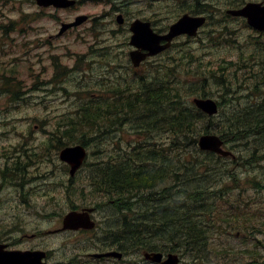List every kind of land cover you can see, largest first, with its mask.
I'll return each mask as SVG.
<instances>
[{"label":"rangeland","instance_id":"1","mask_svg":"<svg viewBox=\"0 0 264 264\" xmlns=\"http://www.w3.org/2000/svg\"><path fill=\"white\" fill-rule=\"evenodd\" d=\"M236 2L240 0H201L202 5L212 3L218 7H233ZM115 4L126 5L124 9L130 13V19L137 15L148 16L155 22V27L159 28H166L185 11L197 8V5H191L189 2L181 3L179 0H84L78 8H45V10L41 9L35 0H3L0 2V87L6 83L3 74L6 73V76L20 80L23 91V97L19 100H13L12 95H4V93L1 95L0 93V238H3L4 242L15 245L36 242L47 244L49 248L59 249L65 243V236H57L53 239L41 236L33 239L25 235H31L36 229L54 228L51 225L52 220L57 219L52 218L54 216L45 217L37 211H31L27 205L33 203L39 208L47 205L43 198L45 195L60 197L63 195H101L97 193L88 179L93 168L89 163L99 158L101 153H94L96 150L103 146H111L106 145L110 143V139H105L103 135L95 139L86 138L90 146L88 165L72 179L69 169L56 153L55 140L52 138L53 133L57 131L58 134L65 132L64 129L68 127L65 122L70 114L83 100H87L84 94L85 89L98 86L101 89L100 94L107 96L112 94L115 84L121 83L127 86L136 80L142 85L143 74L160 75L164 71L157 72L158 64L169 63L172 66L177 61L176 59L181 57L182 60L178 62L177 67L180 73L184 74L182 80L185 83L190 84L193 79L202 83L201 75L208 71L211 72L212 76L205 85L210 93L209 96L221 101L220 112L214 117L202 119L199 126L202 132L204 128L209 127L211 131L218 134L223 132L228 122L227 115L232 120H236L237 112L228 113L232 109V96L225 93V90L216 83L213 75L221 77L222 73H228L234 88L239 90L237 99L241 104L250 98L245 94H253L254 100L259 89L263 92V74L256 73L252 69H234L228 64V60H235L238 64H248L249 60H243L242 55L250 54L257 47V42H255L257 33L248 28L243 20L228 19L223 22V25L227 24L233 31V33L226 32L225 37L228 41H218L216 34L211 35L210 29L214 27V24H209L204 27L205 31L200 37L178 38L176 45L170 51L157 56L156 61L150 59L145 70L136 72L125 66L130 63V59L127 53H124L122 41L126 39V35L129 37L128 31L120 29L118 34L113 31L119 28L116 21ZM77 13L93 15L96 17V25L92 22L85 23L80 29L70 30L58 36L61 22L73 19ZM216 16L222 17L220 12H216ZM86 28L93 29V34L87 32ZM96 31L101 35L99 38L103 37V42L113 45L107 57L90 56L87 43L94 39L92 36ZM117 35H122V38H118ZM41 43H45V47H40ZM117 50L118 53L113 52ZM250 61L254 60L250 59ZM200 62L203 63L202 66L199 65ZM58 64L62 65L58 66ZM225 65L229 68L223 71L221 66ZM63 66L67 68L66 74L60 71ZM154 75L151 74L150 77ZM235 75L242 81L240 88L236 83ZM104 89L106 91L102 92ZM235 104L237 105V101ZM244 118L246 117L240 119ZM251 119L258 122L260 118L251 117ZM117 130L118 133L122 132L120 139L124 140L122 146L126 148L123 151L129 148L127 140L137 143L135 140L141 138V135H137L134 131L130 132L131 129L117 128ZM112 134L113 132H110L106 136ZM91 135V132L88 133V136ZM114 139L118 145L117 137ZM259 142L264 146V139ZM246 143H249L246 139L230 140L228 147L236 152L239 162H221L215 166L214 174L222 176L224 190L230 192L229 195L234 194L237 199H240L238 192L241 191L244 199L264 204V190H258L253 186V182L263 176L264 160L256 163L254 158H251L250 149L245 147ZM155 145L158 146V150L153 151L150 148L147 153L157 154L158 156L154 158H158L156 160L159 163L162 160L167 161L166 145L163 143H155ZM262 152L264 153L263 149ZM23 155V160L20 158L19 168L22 173L21 178H4L1 172L5 166L8 163H14V160L18 161V157ZM28 155L29 158H27ZM243 162L246 164L242 165ZM179 165H182L180 159ZM260 172L261 175L258 174ZM232 174L235 175L234 178L230 177ZM216 177L210 178L206 185L215 184L214 188L217 189ZM133 199L135 200V197ZM151 200L148 199V213L151 211ZM162 200L166 198L163 196ZM134 207L135 205L131 202L117 203L113 219L125 224V216L122 214L134 211ZM42 211L47 212L48 209ZM122 229L123 227L121 231ZM239 230L243 232V228ZM231 232L240 233L237 229ZM116 236L115 232L109 233V237ZM226 242H236V239L230 236ZM59 250L61 252V248ZM73 254L74 252L70 250V255ZM142 254V251H137L136 264H148L144 261ZM223 257L226 260L233 258L224 252ZM181 264H189L187 256L183 257Z\"/></svg>","mask_w":264,"mask_h":264},{"label":"trees","instance_id":"2","mask_svg":"<svg viewBox=\"0 0 264 264\" xmlns=\"http://www.w3.org/2000/svg\"><path fill=\"white\" fill-rule=\"evenodd\" d=\"M180 60L172 66L160 64L157 72L164 71L160 75H143L142 85L136 80L127 86L115 84L112 94L107 96L100 94L98 86L85 89L87 100L70 114L65 132L53 137L54 146L60 149L75 142L88 144L87 139L105 136L116 128L133 129L142 136L135 140L137 143L127 140L129 148L123 151L126 149L122 146L124 140H120L119 153L102 154L94 164L96 169L92 176L94 189L100 193L135 197L134 211L130 215L135 219L127 215L126 223L122 224L124 239L133 241L137 250L167 248L181 252L183 257H188L189 264H264V204L244 199L241 191L238 192L240 199L229 195L230 192L224 190L222 176L214 174L215 166L227 161L213 153L202 152L197 146L202 132L199 124L207 116L193 104L191 97L210 94L205 83L212 76L211 72L201 75L202 83L193 79L187 84L177 67ZM221 69L225 71L228 67L221 66ZM3 74L6 83L0 87L1 95L22 99L20 80ZM227 74L213 75L225 93L233 97L228 113L237 112L236 120L227 116L222 134L229 142L246 139L249 143L245 147L250 149L251 158L260 163L264 160V146L259 142L264 139V97L251 100L252 95L247 93L250 98L241 104L237 99L239 90L234 88ZM235 79L240 88L242 81L237 75ZM242 117L246 118L240 119ZM251 117L261 120L256 122ZM209 129L206 127L203 131ZM90 132L92 135L88 136ZM164 132L167 161L159 163L158 158H154L158 155L147 150H158L155 140ZM234 174L230 177L234 178ZM212 175L219 176L215 179L217 189L215 184L206 185ZM262 175L253 186L264 190V172ZM163 196L166 200H162ZM148 199H152L150 213ZM124 201L131 200L117 203ZM235 229L240 233L231 232ZM230 236H234L236 242H226ZM223 252L233 258L226 260Z\"/></svg>","mask_w":264,"mask_h":264},{"label":"flooded vegetation","instance_id":"3","mask_svg":"<svg viewBox=\"0 0 264 264\" xmlns=\"http://www.w3.org/2000/svg\"><path fill=\"white\" fill-rule=\"evenodd\" d=\"M84 0H76V3L69 8H78V6ZM195 5H199L195 3ZM126 5L115 4L116 8V21L119 24L117 19L118 15H122L123 22L119 24L118 29H113L114 32L118 34L120 29H126L128 34H130V26L133 20L138 18L147 19L145 17L134 16L132 20L130 19L129 12L124 9ZM211 7H217L218 10L228 9L229 6L222 7L217 5H210ZM51 8V7H49ZM48 8V9H49ZM60 9V8H57ZM81 13H77L75 17L69 21L77 18ZM96 20V17L89 15L88 19L81 23L80 25L73 26L66 30L80 29V27L85 24ZM63 22V21H62ZM87 32L93 34V29H85ZM65 32V33H66ZM100 34L97 31L92 36L94 39L87 43L88 49L90 51V56H109L110 53L104 49H112L113 45L106 44L103 42V37H100ZM118 38H122V35H117ZM117 38V39H118ZM116 39V37H115ZM119 41H122L118 39ZM116 40V41H118ZM124 44V53H127V57L138 58L140 55V48L131 45L129 37L126 40L122 41ZM120 43V42H119ZM118 43V44H119ZM45 43H41L40 47H45ZM129 49V50H128ZM138 51L139 55L136 54ZM114 53L117 51H113ZM146 53V52H145ZM82 56V55H81ZM85 56V55H84ZM116 56V55H115ZM141 56V55H140ZM131 59V58H130ZM150 56L141 61L137 67L143 68L146 66ZM134 63V62H133ZM135 64V63H134ZM257 64V63H256ZM261 69L264 67L261 65ZM49 196V197H48ZM45 202L47 205L39 208L36 204L29 203L27 208L31 211H37L39 214L44 215L45 217L54 216L52 218H57L52 220L54 228L49 230L36 229L31 235L25 234L26 236L36 239L41 236H47L50 239H53L57 236H65V243L61 245L60 248H49L47 244L43 243H17V245L8 243V248L25 250V251H35L38 250L42 253V259L39 260L41 264H134L136 252L131 249L132 245H128L124 242L121 235L122 222L116 221L113 219L114 212L116 210V200L109 195H63V196H50L45 195ZM120 199V198H116ZM62 200V201H60ZM63 203V204H62ZM58 208H61L60 210ZM43 212L42 210H47ZM76 211L79 213H84L86 217L90 219L80 223L79 219L74 220V224H77V228H68L62 229L64 223V217L67 213ZM124 215V214H122ZM91 223L94 224L93 227H87ZM116 233V237H109V233ZM124 234V233H123ZM24 239V238H23ZM127 246L128 252L124 251L123 248ZM123 249V250H122ZM70 250L74 252L73 255H70ZM114 251H122L123 255L119 258Z\"/></svg>","mask_w":264,"mask_h":264},{"label":"water","instance_id":"4","mask_svg":"<svg viewBox=\"0 0 264 264\" xmlns=\"http://www.w3.org/2000/svg\"><path fill=\"white\" fill-rule=\"evenodd\" d=\"M39 4L57 6H70L75 3V0H38ZM236 15H243L248 18L251 25L256 28L264 29V3L263 2H248L244 7L239 9L230 10ZM85 16L77 18L74 24H79L85 20ZM120 21H122L120 16ZM205 21V17H193L190 15H184L181 19L175 22L168 34L159 35L150 28V22H144L140 19L136 20L132 24V30L135 34L132 37V43L139 47L150 50L149 54H156L158 51L171 45L172 39L181 33L196 34L197 29ZM71 24H64L61 31H64ZM162 40H167L165 45H160ZM138 51H137V53ZM141 55V56H140ZM138 58H133L134 62L138 64L148 54L141 53ZM195 103L209 114H215L218 112V103L213 98H194ZM223 139L216 134H204L199 139V145L202 149H210L223 155L231 154L230 150L223 148ZM87 155L86 148L83 145L77 144L64 148L60 157L62 160L68 162L71 165V174L81 167ZM77 216L74 213H70L65 217V228L75 227L74 220ZM6 244L0 243V264H41L39 260L42 258L40 251H22V250H8ZM149 253L146 254L148 256ZM156 260H160L161 253H153ZM180 257L178 254L170 253L168 259L165 261L167 264H178Z\"/></svg>","mask_w":264,"mask_h":264},{"label":"bare ground","instance_id":"5","mask_svg":"<svg viewBox=\"0 0 264 264\" xmlns=\"http://www.w3.org/2000/svg\"><path fill=\"white\" fill-rule=\"evenodd\" d=\"M132 123V122H131ZM128 248H129V245H128ZM123 250V249H122ZM125 251V250H124ZM181 264V263H180Z\"/></svg>","mask_w":264,"mask_h":264}]
</instances>
